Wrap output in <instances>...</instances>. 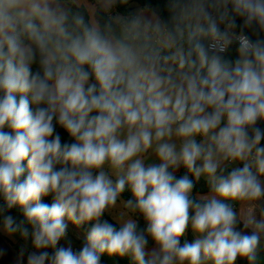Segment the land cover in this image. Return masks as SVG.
<instances>
[{"label":"clouds","instance_id":"9594fccd","mask_svg":"<svg viewBox=\"0 0 264 264\" xmlns=\"http://www.w3.org/2000/svg\"><path fill=\"white\" fill-rule=\"evenodd\" d=\"M258 122L264 0H0V224L27 264H264Z\"/></svg>","mask_w":264,"mask_h":264},{"label":"crops","instance_id":"0c3cea01","mask_svg":"<svg viewBox=\"0 0 264 264\" xmlns=\"http://www.w3.org/2000/svg\"><path fill=\"white\" fill-rule=\"evenodd\" d=\"M131 6L136 7L137 5L132 4ZM258 124L260 127L264 128V123L258 122ZM147 162L151 163V162H156V161H155V158L152 157ZM239 166L242 167V164H240ZM181 169H182V167L180 169H178L175 172V174H179L181 172ZM206 194H208V192L198 193L195 195L193 194V197L196 198L200 195H206ZM234 206H236V210L239 209V205H234ZM118 212H119V209L114 210L112 216L118 215ZM12 216L14 218H16V220L18 222L21 220H24L23 212L19 213V214L12 215ZM112 216H111V218H112ZM0 221H2V217H1ZM65 222L68 225V227H67V239L61 240L58 244V247L67 246L68 242L70 241L73 250L79 251L86 242L87 233L83 230H79V229L75 228L74 226L69 224L67 222V220H65ZM26 227H28L29 230L31 231L30 225L26 224ZM239 227L242 228L243 225L241 224V225H239ZM190 236L192 237L193 240L195 239V236H194L191 228L189 227V229L186 231L185 236L182 237V240L180 241L181 245L184 244L185 242L190 243V239H189ZM22 246L26 247L27 250L25 252V255H24V258H23L21 264H27L28 252L36 251V249H34L32 246L31 239L29 238L27 241H25L18 234L10 236L3 231L2 224H0V253H3L2 255H0V260L3 261L5 264H17V258H18V255H19V252H20V249ZM152 247H154V245ZM152 247H149V248H152ZM41 251H48L49 253H51L52 249H44ZM262 259H264V257H262ZM236 264H247V261L245 259L238 258L236 261Z\"/></svg>","mask_w":264,"mask_h":264},{"label":"trees","instance_id":"16d2710c","mask_svg":"<svg viewBox=\"0 0 264 264\" xmlns=\"http://www.w3.org/2000/svg\"><path fill=\"white\" fill-rule=\"evenodd\" d=\"M165 3H166V0H131V5L132 4H138L139 6H143L146 4H150V5H154V6L159 5L161 9H163V6ZM120 11H124V9H120ZM165 15H166V13H165ZM238 23H239V21H238ZM236 55L237 54H236L235 46H233L232 49L230 50V57L232 59H235ZM5 131H9V130L5 129ZM56 131L60 133L62 143L63 142H69V137L67 136V133L62 128L57 127ZM262 145H264V141H262ZM24 163H25V167H26V161ZM27 174H28V172L26 170L24 173V176L21 179L26 178ZM184 174H186V170L183 169V167H182L181 172L179 174H175V175L177 176V178H180ZM190 179H193V178L190 176ZM193 182L195 185L193 188V194L194 195L198 194V193L209 192V189L207 188L206 183L203 179H201V181H199L198 183L195 182L194 180H193ZM122 198L125 200L132 198L130 191L126 190L122 194ZM41 202L50 205L53 202V199L51 196H48V197L42 198ZM0 206H4V201H3L2 197H0ZM19 213H22V210L19 207H14L13 209H11L7 212L8 215H15V214H19ZM104 219H107L108 221L113 223L114 226H116L117 228L119 227V225H116L115 222L112 220L111 216H109L108 214H105ZM136 219H138V227L140 229H143L146 227V224L142 218H136ZM0 220H1V217H0ZM65 220H67V218H65ZM67 222L69 224H71L72 226H74L75 228L85 231L86 233H88V231L91 228V224L82 225V226L78 227V226L74 225L71 221L67 220ZM189 239H190V243L194 242V240L192 239L191 236L189 237ZM181 240H182V238H181ZM153 245L154 244L150 241L148 247H152ZM0 264H5V263L0 260ZM101 264H131V261L127 257H125V258H121L119 256L109 257L108 255L105 254V255L101 256Z\"/></svg>","mask_w":264,"mask_h":264},{"label":"built area","instance_id":"2783aa9c","mask_svg":"<svg viewBox=\"0 0 264 264\" xmlns=\"http://www.w3.org/2000/svg\"><path fill=\"white\" fill-rule=\"evenodd\" d=\"M234 208L236 209V206H234Z\"/></svg>","mask_w":264,"mask_h":264},{"label":"rangeland","instance_id":"374dc122","mask_svg":"<svg viewBox=\"0 0 264 264\" xmlns=\"http://www.w3.org/2000/svg\"><path fill=\"white\" fill-rule=\"evenodd\" d=\"M138 6V4H136Z\"/></svg>","mask_w":264,"mask_h":264}]
</instances>
